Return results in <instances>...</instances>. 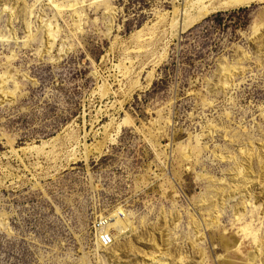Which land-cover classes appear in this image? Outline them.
Instances as JSON below:
<instances>
[{"label":"rangeland","instance_id":"obj_1","mask_svg":"<svg viewBox=\"0 0 264 264\" xmlns=\"http://www.w3.org/2000/svg\"><path fill=\"white\" fill-rule=\"evenodd\" d=\"M196 1L0 0V264H264V0Z\"/></svg>","mask_w":264,"mask_h":264},{"label":"bare ground","instance_id":"obj_2","mask_svg":"<svg viewBox=\"0 0 264 264\" xmlns=\"http://www.w3.org/2000/svg\"><path fill=\"white\" fill-rule=\"evenodd\" d=\"M254 1H263V0H197L195 4H198V6H200L198 9V16L197 17H200L201 16H204V15H208L210 12L212 13L213 11H221V10H227V9H230V8H235L236 6L239 7L241 5H248L249 3H252ZM190 3L189 2H185L184 5L186 6V4ZM190 5H192L190 3ZM195 6V5H194ZM197 7V6H196ZM186 8V7H185ZM197 9V8H196ZM195 9V10H196ZM186 10V9H185ZM177 12V11H176ZM168 14V13H167ZM166 14V15H167ZM186 16V15H185ZM194 16V15H192ZM163 17V16H162ZM161 17V18H162ZM191 18V17H190ZM176 19V18H175ZM194 19V18H193ZM196 19V17H195ZM194 19V20H195ZM161 20V19H160ZM192 20V21H194ZM191 21V20H190ZM184 24V23H183ZM190 25V24H189ZM174 28V27H173ZM64 48V47H63ZM109 90V89H108ZM53 141V140H52ZM28 149V148H27ZM30 149V148H29ZM44 149V148H43ZM241 153H243V150L240 149ZM220 159H224L223 157L219 156ZM248 167H249V170L251 172V162L248 163ZM262 178L260 179H257V182L261 183L262 182ZM118 210V209H117ZM115 211V210H114ZM116 212V211H115ZM237 217L238 219L240 218V216L238 215L240 213V211L237 209ZM111 217V216H110ZM113 219L110 221V219ZM109 218V221L110 222H107V228H106V231L108 230V228H112V227H115V228H119V229H124L126 224L124 225V222H122L120 219H118L116 217V215H112V217ZM126 223V222H125ZM122 231V230H121ZM241 232L245 233L247 232V229L244 227L240 230ZM118 232V231H117ZM109 234V233H108ZM112 237L111 234H109ZM115 237V236H114ZM248 236H246L247 238ZM225 239L222 237V241H224ZM245 241V240H244ZM254 241L257 243L258 240L257 239H254ZM257 258L255 255H254V259Z\"/></svg>","mask_w":264,"mask_h":264},{"label":"built area","instance_id":"obj_3","mask_svg":"<svg viewBox=\"0 0 264 264\" xmlns=\"http://www.w3.org/2000/svg\"><path fill=\"white\" fill-rule=\"evenodd\" d=\"M106 221L105 219H99L98 222L94 225L95 230V238L99 247L105 248L111 244V236L108 234V230L106 231Z\"/></svg>","mask_w":264,"mask_h":264}]
</instances>
